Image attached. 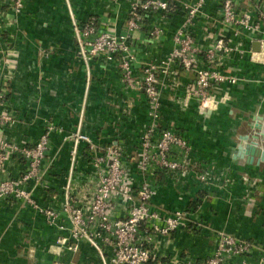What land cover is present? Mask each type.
I'll list each match as a JSON object with an SVG mask.
<instances>
[{
	"label": "crops",
	"instance_id": "obj_1",
	"mask_svg": "<svg viewBox=\"0 0 264 264\" xmlns=\"http://www.w3.org/2000/svg\"><path fill=\"white\" fill-rule=\"evenodd\" d=\"M168 1V9L143 11L138 25L130 27L131 0H25L17 24L0 30L1 83H7L8 101L17 115L16 122L1 133L17 142L33 143L49 121L57 126L50 133L41 176L27 184L39 204L58 205L65 199L73 161L70 134L87 133L98 147L120 140L137 156L143 126L150 118L144 88L124 84L118 56L107 59L101 54L87 66L78 52L73 15L84 22L95 14L102 28L128 33L136 54L134 74L140 78L147 61L166 56L178 44L175 36L186 20L183 3L190 0ZM252 1L237 0V6L245 9ZM219 6L220 0H205L190 27L195 44L204 49L213 44L222 26ZM228 34L235 44L234 32ZM241 39L253 47L250 36ZM5 57L11 64L5 65ZM207 64L205 59L201 62ZM213 64L243 78L223 82L216 91L218 96H228L203 113L197 97L187 96L195 70L176 61L161 74V125L172 126L188 139L193 160L210 170L211 180L201 181L195 171L184 176L157 171L152 178V204L163 213L176 209L187 213L170 235L158 236V257L148 264H199L216 249L220 231L252 244L246 254L231 256L229 264H264V160L236 155L241 136L259 130L254 126L259 119L264 130V63L252 61L248 52L241 56L234 51ZM94 152L81 140L72 173L79 198L87 193L83 184L94 168ZM26 167V159L14 154L0 174L19 175ZM133 176L138 188L143 176L137 170ZM65 224L66 228L50 224L44 213L21 199H1L0 264H101L87 242L77 249L58 242L59 236L69 233L68 219Z\"/></svg>",
	"mask_w": 264,
	"mask_h": 264
},
{
	"label": "built area",
	"instance_id": "obj_2",
	"mask_svg": "<svg viewBox=\"0 0 264 264\" xmlns=\"http://www.w3.org/2000/svg\"><path fill=\"white\" fill-rule=\"evenodd\" d=\"M205 0L184 2L186 20L178 29V44L166 56L147 61L143 75L134 74L135 50L128 33H118L100 26L99 18L93 14L88 20L80 22L73 15V27L79 45V54L87 66L89 61L101 54L107 59L118 56L122 81L132 88H144L149 108V121L143 126L140 148L137 156L130 154L123 141H110L98 147L92 137L80 130L68 137L74 140L73 161L68 183L65 186V199L58 205L43 206L27 187L31 178L41 176L42 161L50 146V133L57 126L49 121L45 131L33 143L28 140L17 142L1 132L12 126L17 115L8 101V85L1 83L0 76V168L14 154L26 159L27 167L19 175L10 172L0 174V200L17 198L33 205L46 215L50 224H59L68 234L58 237L61 244H69L77 249L82 242L90 244L101 264H148L158 257L156 242L159 235H170L184 221L187 210L176 209L163 213L151 202L155 192L152 178L158 170L175 176L187 175L195 171L201 181H210V170L199 166L192 158V146L188 139L172 126L161 125V74L170 71L173 62L179 61L185 68L195 70L196 78L187 96L198 99L200 112L217 108L228 96H218L216 91L223 82L236 83L243 76L227 73L213 67V62L238 51L241 56L248 52L252 61L264 63V5L262 0H253L249 7L239 9L237 0H220L219 10L222 26L216 33L213 44L207 49L195 44L190 27L200 12ZM25 0H0V30L17 24ZM168 0H131L128 23L138 25L144 12L152 9H168ZM232 30L237 42L228 38ZM155 32L161 30L156 28ZM247 34L251 41H258L260 48L254 49L251 43L246 46L241 37ZM206 53V57L203 55ZM207 65H201L203 60ZM10 59L5 57L4 63ZM11 64V63H10ZM81 140L88 142L94 154L93 170L87 173L83 189L85 196L77 197L73 190V172L76 167V154ZM143 179L135 188L134 171ZM123 212V214H120ZM252 244L241 237L226 231L218 233V244L214 252L203 258L199 264H229L233 255H244ZM242 264V263H241Z\"/></svg>",
	"mask_w": 264,
	"mask_h": 264
},
{
	"label": "water",
	"instance_id": "obj_3",
	"mask_svg": "<svg viewBox=\"0 0 264 264\" xmlns=\"http://www.w3.org/2000/svg\"><path fill=\"white\" fill-rule=\"evenodd\" d=\"M253 48L258 50L260 48V43L255 41L253 43ZM261 121L262 119H259L254 124L255 128L259 130L252 135L243 134L241 136V142L236 149V155L241 157L246 155L249 160H253L255 156L264 160V130H262L263 124H261Z\"/></svg>",
	"mask_w": 264,
	"mask_h": 264
},
{
	"label": "rangeland",
	"instance_id": "obj_4",
	"mask_svg": "<svg viewBox=\"0 0 264 264\" xmlns=\"http://www.w3.org/2000/svg\"><path fill=\"white\" fill-rule=\"evenodd\" d=\"M131 27V26H130ZM144 69V68H143ZM125 84V83H124ZM126 86H128L127 84H125ZM130 87V86H129Z\"/></svg>",
	"mask_w": 264,
	"mask_h": 264
}]
</instances>
